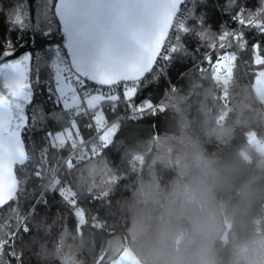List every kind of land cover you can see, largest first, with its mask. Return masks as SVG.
Masks as SVG:
<instances>
[{"label":"trees","instance_id":"1","mask_svg":"<svg viewBox=\"0 0 264 264\" xmlns=\"http://www.w3.org/2000/svg\"><path fill=\"white\" fill-rule=\"evenodd\" d=\"M9 3L0 0V8ZM227 3L203 0L196 5L203 24L187 21L192 31L179 33L182 50L171 61L159 59L133 98L134 105L145 100L154 104L170 92L163 108L140 119L115 121L129 109L123 84L115 86L120 96L115 109L109 102L101 105L108 122L118 127L98 156L79 160L82 150L51 147L46 133L68 127L67 116L52 118L63 114L62 106L43 83L34 87L28 111L38 105L48 118L24 139L37 160L47 148L46 164L41 178L34 175V162L27 166V177L17 169L18 178L25 180L23 195L0 211L10 226L5 232L16 233L11 247L5 246L3 264H18L9 256L12 247L21 257L19 264H113L128 251L140 264H264V153L249 139L254 132L264 141V103L253 87L264 64L254 61L252 52L258 42L264 55V35L244 29L246 47L233 44L228 49L236 53L225 89L205 60L210 55L214 62L224 50L218 42L211 48L212 39L199 35L236 29L231 14L242 4L257 7V0H236L226 14ZM191 7L189 0L182 9ZM9 38L14 46L27 41L26 34L18 39L17 32H9L0 17V50ZM44 43L36 38L34 55L42 54ZM202 63L209 69L203 70ZM46 78L45 69L41 80ZM75 119L83 141L89 140L87 146L98 145L86 118ZM69 156L72 169L61 166ZM53 170L60 181L56 189L48 188ZM61 187L76 192L81 217H75L73 206L59 195Z\"/></svg>","mask_w":264,"mask_h":264},{"label":"snow or ice","instance_id":"2","mask_svg":"<svg viewBox=\"0 0 264 264\" xmlns=\"http://www.w3.org/2000/svg\"><path fill=\"white\" fill-rule=\"evenodd\" d=\"M201 2L203 0H191L192 7L182 9L189 0H10L6 7L0 8V17L8 24L9 32H17L18 39L26 34L25 43L31 42L33 48L17 55L9 38L0 50V208L18 202L23 195L25 180L18 178V168L27 177V166L34 162V175L41 178L46 164L47 148L41 150L37 160L26 148L24 139L26 133L36 130L48 118L38 105L28 111L34 87L43 83L49 96H55V103L62 106L63 114H54L52 118L60 121L67 116L68 127L46 133L51 147L64 149L70 145L72 150L78 146L84 149L85 142L75 118L91 112L100 134L99 144L93 143L90 151L91 155L98 156L100 150L111 143L118 127L107 123L102 102L111 103L114 110L115 102L120 100L115 86L123 84L124 102L133 113L143 115L155 109L148 100L134 105L133 98L142 82L147 83L145 77L153 72L158 59L171 61L173 54L182 50L179 33L192 31L187 21L192 19L203 24V15L195 13L196 5ZM235 2L228 0L226 14ZM231 18L236 29H223L216 36L199 33L201 38L212 39L211 48L215 49L218 42L219 49L224 50L214 62L210 55L205 56L213 71L226 67L229 59H235L236 52L228 51L233 44L240 49L246 47L244 29L264 35V0H257L255 9L240 5ZM37 37L45 43L40 49L42 54L34 55ZM173 39L175 43H171ZM260 48L258 42L252 45L253 59L264 64ZM45 69L47 78L41 80V71ZM104 88L109 91L104 92ZM86 156L84 151L78 159ZM66 166L74 167L71 156ZM55 171L50 189L60 184L55 179ZM59 195L73 206L75 217L83 215L82 208H75V191L61 187ZM10 212L16 214L18 223L22 222L15 208ZM5 227H10L7 220L0 218V264H3L5 246L11 247L10 241L16 237L14 231L5 232ZM24 231H28L27 226ZM9 256L18 262L21 259L14 249Z\"/></svg>","mask_w":264,"mask_h":264},{"label":"rangeland","instance_id":"3","mask_svg":"<svg viewBox=\"0 0 264 264\" xmlns=\"http://www.w3.org/2000/svg\"><path fill=\"white\" fill-rule=\"evenodd\" d=\"M234 63H235V59L234 60L233 59H229L227 61L226 67H224V66L220 67V69L218 71L222 74V76L221 75H216L215 76L213 74L215 76V78L219 79V81L223 80L226 83V87L228 85V81L230 80V77H231L230 75H231L232 69L234 68ZM253 87H254L255 93H256L257 97L259 98V100L264 103V71H262L260 76L257 78V80L255 81ZM101 108H102V110L104 112V115L106 117L107 123L109 125L111 123H115L118 126V123L115 122V121L114 122H108L105 110H104L102 105H101ZM74 137H75V132H74ZM112 139H113V136H112ZM249 139H250L251 143L255 144L257 146V148L262 153H264V141L258 140L257 137H256V134L254 132L249 133ZM95 142H99L98 138L96 139ZM91 146L90 147L89 146H85L84 149H81L82 150L81 154H82V152L86 151L87 152V156L91 155V151H90ZM130 254L135 257L134 254H132V253H130Z\"/></svg>","mask_w":264,"mask_h":264},{"label":"built area","instance_id":"4","mask_svg":"<svg viewBox=\"0 0 264 264\" xmlns=\"http://www.w3.org/2000/svg\"><path fill=\"white\" fill-rule=\"evenodd\" d=\"M159 60V59H158ZM163 69V66L162 65H159V71H161L160 69ZM201 68L203 69V70H207V69H209V66L207 65V63H202L201 64ZM164 70V69H163ZM161 72H163V71H161ZM212 73L216 76V75H221L222 76V74L219 72V71H213V69H212ZM224 89L226 88V83L224 82V87H223ZM103 91L104 92H108L109 91V89H107V88H104L103 89ZM169 93L170 92H168L167 93V95L164 97V99L163 100H161L160 102H158V103H152L153 105H155V109H159V108H163L164 107V102L166 103L167 101H168V99H167V97H168V95H169ZM150 111V110H149ZM149 111H147V112H145L143 115H141V114H139V113H133L132 112V110L129 108L126 112H124V113H121L117 118H116V120L115 121H117V120H119V119H123V118H127V119H134V120H136V119H140V118H142L143 116H145ZM85 118H86V124H87V127H88V125L89 124H91L92 125V127H88V128H93V129H95V135L94 136H98L100 133H98L97 132V130H96V128H95V122H94V120L92 119V113L91 112H89V114L88 115H83ZM80 136H81V134H80ZM85 142V146H87L88 145V142H89V140L88 141H84ZM79 150H81V148L78 146V148L76 149V150H74V151H79ZM135 159L136 160H138L139 162H142L143 161V159H142V157L141 156H139V155H136L135 156ZM67 160V159H66ZM66 160H64L63 161V163H62V165L61 166H64V167H66ZM52 183V179L49 181V183H48V187H49V185ZM14 249V247H12V249L10 250V251H12ZM15 250V249H14ZM9 251V252H10ZM16 260V259H15ZM17 261V260H16ZM18 262V261H17ZM20 263V261L18 262V264Z\"/></svg>","mask_w":264,"mask_h":264},{"label":"water","instance_id":"5","mask_svg":"<svg viewBox=\"0 0 264 264\" xmlns=\"http://www.w3.org/2000/svg\"><path fill=\"white\" fill-rule=\"evenodd\" d=\"M21 44H25L24 47H21L20 45ZM16 49H17V55H20V54H23L25 51H33V48H32V45H31V42L30 43H25V41H22L20 42L17 46H15ZM37 46H35V49H36ZM35 94V93H34ZM34 99V97H33ZM12 203V202H10ZM7 205H5L4 207H6ZM3 207V208H4ZM3 208H0V211L1 209ZM131 252L128 251L127 254H125L124 256L116 259L114 261L113 264H140L134 257L133 255L130 254Z\"/></svg>","mask_w":264,"mask_h":264},{"label":"crops","instance_id":"6","mask_svg":"<svg viewBox=\"0 0 264 264\" xmlns=\"http://www.w3.org/2000/svg\"><path fill=\"white\" fill-rule=\"evenodd\" d=\"M89 147H90V145H89Z\"/></svg>","mask_w":264,"mask_h":264}]
</instances>
